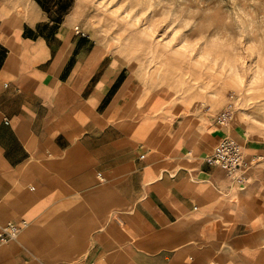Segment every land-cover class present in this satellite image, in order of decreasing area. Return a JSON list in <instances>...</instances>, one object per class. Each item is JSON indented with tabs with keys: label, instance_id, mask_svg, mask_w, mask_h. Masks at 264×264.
<instances>
[{
	"label": "crops",
	"instance_id": "crops-1",
	"mask_svg": "<svg viewBox=\"0 0 264 264\" xmlns=\"http://www.w3.org/2000/svg\"><path fill=\"white\" fill-rule=\"evenodd\" d=\"M74 5L0 0V264H264V164L206 161L236 125L145 91Z\"/></svg>",
	"mask_w": 264,
	"mask_h": 264
},
{
	"label": "rangeland",
	"instance_id": "rangeland-1",
	"mask_svg": "<svg viewBox=\"0 0 264 264\" xmlns=\"http://www.w3.org/2000/svg\"><path fill=\"white\" fill-rule=\"evenodd\" d=\"M73 1L80 28L145 91L164 85L213 125L233 101V137L264 148V0Z\"/></svg>",
	"mask_w": 264,
	"mask_h": 264
},
{
	"label": "built area",
	"instance_id": "built-area-1",
	"mask_svg": "<svg viewBox=\"0 0 264 264\" xmlns=\"http://www.w3.org/2000/svg\"><path fill=\"white\" fill-rule=\"evenodd\" d=\"M77 34L85 35L79 25L75 27ZM234 109L233 101L227 103L225 108L216 117L219 125L226 126L232 116ZM206 161L213 166L223 169L229 179L237 185L244 184L248 179V171L257 165L264 164V153L247 157L242 144L230 136L223 137L214 151L206 157ZM26 225V221L20 223L9 220L0 224V246L18 237L21 229Z\"/></svg>",
	"mask_w": 264,
	"mask_h": 264
},
{
	"label": "bare ground",
	"instance_id": "bare-ground-1",
	"mask_svg": "<svg viewBox=\"0 0 264 264\" xmlns=\"http://www.w3.org/2000/svg\"><path fill=\"white\" fill-rule=\"evenodd\" d=\"M234 110H235V106H234V109H233V113H234ZM233 113H232V116H233ZM232 116H231V119H232ZM230 119V120H231ZM244 152H245V150H244ZM247 183H244L242 186H245Z\"/></svg>",
	"mask_w": 264,
	"mask_h": 264
}]
</instances>
